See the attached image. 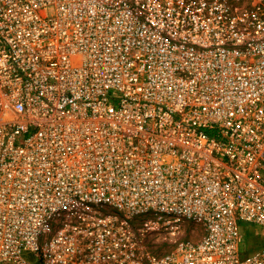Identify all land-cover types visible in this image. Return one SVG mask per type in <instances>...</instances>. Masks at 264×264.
<instances>
[{
	"label": "built area",
	"instance_id": "built-area-1",
	"mask_svg": "<svg viewBox=\"0 0 264 264\" xmlns=\"http://www.w3.org/2000/svg\"><path fill=\"white\" fill-rule=\"evenodd\" d=\"M0 264H264V0H0Z\"/></svg>",
	"mask_w": 264,
	"mask_h": 264
},
{
	"label": "rangeland",
	"instance_id": "rangeland-1",
	"mask_svg": "<svg viewBox=\"0 0 264 264\" xmlns=\"http://www.w3.org/2000/svg\"><path fill=\"white\" fill-rule=\"evenodd\" d=\"M242 227H243V230L245 231V233L247 234V235L245 234L246 235L245 236L246 241H245L244 247L246 249L245 250L246 253H244V255H248L249 248H251V247L253 248L257 243V239L254 236L255 227H253V226L250 227L247 224H242Z\"/></svg>",
	"mask_w": 264,
	"mask_h": 264
}]
</instances>
